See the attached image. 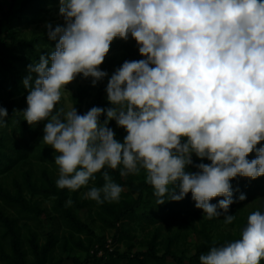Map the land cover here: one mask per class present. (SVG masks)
<instances>
[{
    "label": "clouds",
    "instance_id": "9594fccd",
    "mask_svg": "<svg viewBox=\"0 0 264 264\" xmlns=\"http://www.w3.org/2000/svg\"><path fill=\"white\" fill-rule=\"evenodd\" d=\"M59 14L63 25H46L55 48L28 65V107L22 112L29 125L47 121L42 140L59 153L57 187H86L105 166H122L121 176L143 169L158 205L191 192L207 219L219 217L220 209L231 224L230 181L264 176V146L256 147L264 141V0H59ZM129 35L144 58L123 62L109 78L112 107L94 106L83 115L76 107L57 109L62 90L78 75L92 78L93 86L108 76L100 65L111 43ZM7 116L0 107V127ZM112 120L126 130L123 143L108 126ZM193 154L211 163L188 172ZM103 179L85 198L119 201L122 187L107 171ZM218 196L224 199L210 203ZM262 259L259 210L248 216L240 239L199 257L200 264Z\"/></svg>",
    "mask_w": 264,
    "mask_h": 264
},
{
    "label": "rangeland",
    "instance_id": "374dc122",
    "mask_svg": "<svg viewBox=\"0 0 264 264\" xmlns=\"http://www.w3.org/2000/svg\"><path fill=\"white\" fill-rule=\"evenodd\" d=\"M49 23L64 24L59 0H0V107L9 113L0 127V264H200L199 257L212 247L240 239L248 216L264 213V176L252 180L238 175L230 181L234 202L227 214L236 217L231 224L224 223L220 209L219 217L207 219L191 192L181 201L158 205L143 169L121 176L122 166H105L86 187H57L59 153L42 140L47 121L29 125L22 113L28 107L29 90L23 84L28 65L38 63L57 43L48 38ZM143 58L130 35L127 41L115 38L100 65L108 76L93 86L92 78L78 75L62 90L56 108L76 107L77 98L82 115L94 106L112 107L106 93L109 78L123 62ZM31 75L34 83L36 74ZM99 119L103 123L106 114ZM108 126L123 143L126 130L115 120ZM261 146L264 141L256 145ZM255 157L253 151L247 159ZM192 160L186 166L192 173L199 171L196 165L211 163L195 154ZM105 171L123 191L119 201L98 204L84 194L104 185Z\"/></svg>",
    "mask_w": 264,
    "mask_h": 264
},
{
    "label": "trees",
    "instance_id": "16d2710c",
    "mask_svg": "<svg viewBox=\"0 0 264 264\" xmlns=\"http://www.w3.org/2000/svg\"><path fill=\"white\" fill-rule=\"evenodd\" d=\"M76 109H77L78 114H81V115H82V109H81V107H80V105H79V99H78V98L76 99ZM7 111H8V110H7ZM8 114H9V113H8ZM22 128H23V129H22V131H23V132H22V135L25 136V131H24L25 126L23 125Z\"/></svg>",
    "mask_w": 264,
    "mask_h": 264
}]
</instances>
